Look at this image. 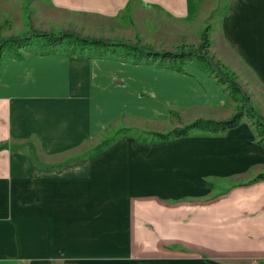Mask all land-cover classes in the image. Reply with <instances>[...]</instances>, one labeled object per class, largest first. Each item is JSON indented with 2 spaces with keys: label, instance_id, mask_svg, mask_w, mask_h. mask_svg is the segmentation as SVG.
Segmentation results:
<instances>
[{
  "label": "crops",
  "instance_id": "0c3cea01",
  "mask_svg": "<svg viewBox=\"0 0 264 264\" xmlns=\"http://www.w3.org/2000/svg\"><path fill=\"white\" fill-rule=\"evenodd\" d=\"M48 1L97 28L133 23L122 36L157 52L197 45L211 23L212 53L264 93V0ZM235 113L193 62L0 60V264H264V146L251 122L170 141L150 132ZM110 128L151 138L103 148Z\"/></svg>",
  "mask_w": 264,
  "mask_h": 264
},
{
  "label": "trees",
  "instance_id": "16d2710c",
  "mask_svg": "<svg viewBox=\"0 0 264 264\" xmlns=\"http://www.w3.org/2000/svg\"><path fill=\"white\" fill-rule=\"evenodd\" d=\"M211 26L208 25L201 33L198 45L181 46L177 51L157 52L149 47L141 46L139 42L115 43L107 40L83 38L77 33L64 32L31 33L30 36L18 39L17 37L6 40L0 45V60L8 57L21 58L23 50L29 54L68 53L79 57L106 58L117 57L133 64H158L178 72L183 71V65L187 62L195 63L199 68L213 75L217 82L224 86L230 97L236 103V113L227 120L198 119L195 122L176 128L167 133H155L160 141H170L187 137L195 131L209 133H223L239 126L244 117L252 120L259 143L264 146V122L258 117L251 98L244 88L238 84L237 76L220 61H217L210 51ZM181 65V67H178ZM107 143V142H106ZM105 143V144H106ZM264 180V173L254 181Z\"/></svg>",
  "mask_w": 264,
  "mask_h": 264
},
{
  "label": "rangeland",
  "instance_id": "374dc122",
  "mask_svg": "<svg viewBox=\"0 0 264 264\" xmlns=\"http://www.w3.org/2000/svg\"><path fill=\"white\" fill-rule=\"evenodd\" d=\"M88 19L89 21L87 22L85 16L82 17L76 13H67L52 8L49 6L48 0H15L12 3L5 5L4 7L0 6V45L3 44L8 39L15 37L21 39L30 36V34L34 32L52 33L56 35L64 32H73V33H77L83 38L107 40L115 43L132 41L135 43L139 42L141 46H143L142 44L151 41V39H142L141 41L139 38V34H137V36L133 37L131 40H128L125 38V36H122V33L124 31L123 27L125 28V31L127 33L128 32L127 29L129 28L131 29L133 26L132 23L130 27L127 24L126 20L123 21L121 20L119 24L114 25L112 28L114 30L112 29L105 30L102 28H97L94 19H90V17ZM209 24L211 25V23H207L206 26H208ZM107 27L110 28L111 26H107ZM205 28H203V30ZM202 31L200 32V40H201ZM98 34L105 35L107 36L108 39L91 37V36H96ZM211 34H212V26L210 32V39H211ZM199 43L200 41L198 42V44ZM185 46H191V45H185ZM179 47H180L179 45L165 46V48L174 49L172 51H177ZM211 50H212V41H211L210 51ZM20 52L24 54H29L23 50H20ZM212 52L213 51H211V55L217 61H220L222 63V61L219 60L218 57ZM73 56H78V55H73ZM178 67H181V65H178ZM226 67L229 70H231L233 73H235V75L237 76L238 84H240L250 96L255 111L259 112V113L257 112L258 117L261 119L259 114L263 115L264 117V93L261 92L262 90L260 89V87L257 86L254 82L253 83L251 81L247 82L246 78L243 79L244 77L243 74H242L243 77H240L238 76L239 74H237L239 72H236V70L231 69V67L228 66ZM244 118L248 119V121H250L251 124L253 125L252 120H250L248 117H244ZM262 120L264 122V118H262ZM193 122H190L189 124ZM116 129L117 128H113V129L110 128L108 130V133L105 137L107 138L106 140L111 141V143L105 142L106 144L103 145V148L107 147L109 144L111 145L112 143L119 141L124 136H133V137L140 136L139 141L147 142L150 140L151 135L154 136V134L157 133L150 130L147 131L146 128L145 129L121 128L119 131H117ZM149 131L152 132L151 135L150 133H148Z\"/></svg>",
  "mask_w": 264,
  "mask_h": 264
}]
</instances>
